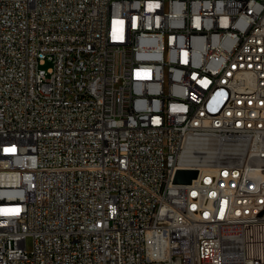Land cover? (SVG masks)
I'll return each instance as SVG.
<instances>
[{"label": "built area", "instance_id": "built-area-1", "mask_svg": "<svg viewBox=\"0 0 264 264\" xmlns=\"http://www.w3.org/2000/svg\"><path fill=\"white\" fill-rule=\"evenodd\" d=\"M0 264H264V0H0Z\"/></svg>", "mask_w": 264, "mask_h": 264}, {"label": "water", "instance_id": "water-1", "mask_svg": "<svg viewBox=\"0 0 264 264\" xmlns=\"http://www.w3.org/2000/svg\"><path fill=\"white\" fill-rule=\"evenodd\" d=\"M196 170H178L175 181L177 182H190L192 178L196 177Z\"/></svg>", "mask_w": 264, "mask_h": 264}, {"label": "rangeland", "instance_id": "rangeland-1", "mask_svg": "<svg viewBox=\"0 0 264 264\" xmlns=\"http://www.w3.org/2000/svg\"><path fill=\"white\" fill-rule=\"evenodd\" d=\"M49 66H50V63L48 62L47 64H45V65L42 66V67L47 68V67H49ZM26 244H27V249H28L29 251L32 250V247H33V239H32L31 236H30V237H27Z\"/></svg>", "mask_w": 264, "mask_h": 264}]
</instances>
